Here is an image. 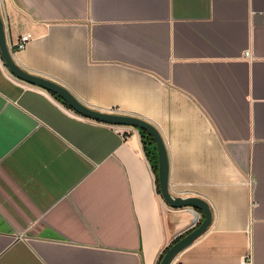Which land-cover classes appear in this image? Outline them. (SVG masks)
I'll list each match as a JSON object with an SVG mask.
<instances>
[{"label":"crops","instance_id":"1","mask_svg":"<svg viewBox=\"0 0 264 264\" xmlns=\"http://www.w3.org/2000/svg\"><path fill=\"white\" fill-rule=\"evenodd\" d=\"M0 13L18 66L154 125L170 193L208 202L209 228L170 264H264V0H0ZM121 128L0 55V264H158L198 224L162 199L139 129Z\"/></svg>","mask_w":264,"mask_h":264},{"label":"water","instance_id":"2","mask_svg":"<svg viewBox=\"0 0 264 264\" xmlns=\"http://www.w3.org/2000/svg\"><path fill=\"white\" fill-rule=\"evenodd\" d=\"M0 55L8 71L17 79L31 85L40 87L56 95L59 99L75 113L92 119L94 121L106 123L109 125L131 126L133 128L144 130L152 136L158 157V189L164 202L170 207H191L202 213L198 224L173 242L160 258L158 264H170L177 253L190 245L195 239L201 236L209 228L212 220V211L206 200L198 196L181 197L173 196L168 188L169 162L164 141L157 128L144 119L136 116L111 113L96 110L83 104L66 87L49 80L47 78L31 74L18 66L8 47L4 22L0 13Z\"/></svg>","mask_w":264,"mask_h":264},{"label":"trees","instance_id":"3","mask_svg":"<svg viewBox=\"0 0 264 264\" xmlns=\"http://www.w3.org/2000/svg\"><path fill=\"white\" fill-rule=\"evenodd\" d=\"M56 99H58L59 101H61L64 105L67 106V104L65 102H63L61 99H59L56 95H54L53 93H51ZM68 107V106H67ZM69 108V107H68ZM139 134H140V138H141V142H142V145H143V148H144V151L146 153V155L148 156V158L152 161H154V165H153V168L157 171V151H156V147H155V143H154V140L152 138L151 135H149L146 131L144 130H139ZM158 188V187H157ZM158 192H159V189H158ZM201 220V219H200ZM182 237V236H180ZM180 237H178L176 240H178ZM175 240V241H176ZM173 241V242H175ZM172 242V243H173ZM171 243V244H172ZM170 244V245H171ZM169 245V246H170ZM168 246V247H169ZM165 248V250L162 252V254L160 255V258L162 257V255L165 253V251L168 249ZM159 258V260H160ZM158 260V262H159Z\"/></svg>","mask_w":264,"mask_h":264},{"label":"built area","instance_id":"4","mask_svg":"<svg viewBox=\"0 0 264 264\" xmlns=\"http://www.w3.org/2000/svg\"><path fill=\"white\" fill-rule=\"evenodd\" d=\"M28 41H29V36L27 34L21 35L19 37V39L17 40L16 44L14 45V49L16 50V49L23 48ZM10 48H11V46H10ZM244 55L245 56L248 55V52L247 51L244 52ZM110 126H112L118 133L124 135L125 131L121 128L122 126H120V125H110ZM199 220H200V216L197 215L196 222L198 223Z\"/></svg>","mask_w":264,"mask_h":264}]
</instances>
